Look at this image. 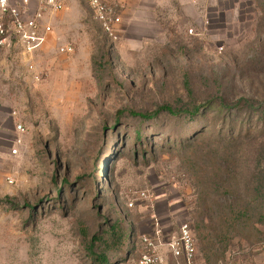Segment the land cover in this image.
<instances>
[{
    "label": "rangeland",
    "instance_id": "rangeland-1",
    "mask_svg": "<svg viewBox=\"0 0 264 264\" xmlns=\"http://www.w3.org/2000/svg\"><path fill=\"white\" fill-rule=\"evenodd\" d=\"M189 2L111 43L75 0L31 63L0 49V264H138L194 221L198 263L264 264V0Z\"/></svg>",
    "mask_w": 264,
    "mask_h": 264
},
{
    "label": "built area",
    "instance_id": "built-area-1",
    "mask_svg": "<svg viewBox=\"0 0 264 264\" xmlns=\"http://www.w3.org/2000/svg\"><path fill=\"white\" fill-rule=\"evenodd\" d=\"M37 9L27 19L23 18L24 11L12 0H0V49H6L11 42L19 45L26 62L32 61L33 54L42 48L47 41V35L51 33V27L45 22V16L62 10L60 0H36ZM92 11L94 20L99 25L102 34L109 42H116L119 39L120 18L113 7L106 5L102 0H83ZM193 3L196 0H192ZM22 6H28V0H20ZM192 33V30L188 31ZM71 46H66L60 51L63 53L72 52ZM30 68L32 66L30 65ZM19 134L24 133L21 125L15 128ZM21 139L16 137L12 155L18 153ZM6 181L12 183L10 178ZM140 197L147 198L144 192ZM132 204H129L131 207ZM144 252L141 254L138 264H201L196 261L197 248L193 233L187 223L181 224L179 232L163 239V232L156 230L152 236L143 235L140 237ZM166 247L171 258L168 263L161 253Z\"/></svg>",
    "mask_w": 264,
    "mask_h": 264
},
{
    "label": "crops",
    "instance_id": "crops-1",
    "mask_svg": "<svg viewBox=\"0 0 264 264\" xmlns=\"http://www.w3.org/2000/svg\"><path fill=\"white\" fill-rule=\"evenodd\" d=\"M28 6H22L20 0H12L13 4H18L24 14L23 18H29L37 9L36 0H28ZM62 2V10L45 16V22L51 27V33L48 34L47 42L55 36V31L70 27L69 15L73 13L72 5L75 0H60ZM190 0H102L108 6L114 8L116 14L120 18L119 37L142 41L144 38H151L146 30H159L163 28V22L168 18L177 17V13L184 12V3L190 6L194 13L195 8L189 2ZM77 9L75 10V12ZM196 13V12H195ZM64 18V22L62 19ZM159 33V31L157 32ZM156 33V34H157ZM167 235L163 239L166 240ZM162 255L168 263L171 262L170 254L166 247L161 249Z\"/></svg>",
    "mask_w": 264,
    "mask_h": 264
},
{
    "label": "trees",
    "instance_id": "trees-1",
    "mask_svg": "<svg viewBox=\"0 0 264 264\" xmlns=\"http://www.w3.org/2000/svg\"><path fill=\"white\" fill-rule=\"evenodd\" d=\"M162 110H165L166 112H168V113H170V114H177L178 112H176L175 110H173L172 108H170V107H164V108H162ZM193 112L194 113H197L198 112V108H195L194 110H193ZM141 116V118H143V119H151V118H153L154 116H155V114H152V115H140ZM207 184H208V182H206ZM209 195V194H208ZM208 195H206L205 196V198H207L208 197ZM205 217L207 218V219H209V216H208V210H206V214H205ZM195 223L193 224V230H191V231H195V232H198V230H200V225H202L203 224V221H200L199 222V224H196V221H194ZM198 223V222H197ZM191 229V228H190ZM193 233V232H192ZM193 236H194V238H195V235H194V233H193ZM94 239H95V237H93L92 239H91V244L94 242Z\"/></svg>",
    "mask_w": 264,
    "mask_h": 264
}]
</instances>
